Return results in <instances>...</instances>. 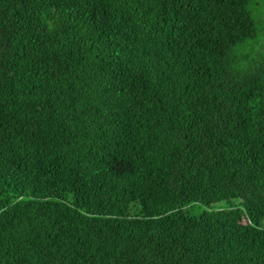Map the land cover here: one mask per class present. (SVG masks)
Returning <instances> with one entry per match:
<instances>
[{
    "label": "trees",
    "instance_id": "1",
    "mask_svg": "<svg viewBox=\"0 0 264 264\" xmlns=\"http://www.w3.org/2000/svg\"><path fill=\"white\" fill-rule=\"evenodd\" d=\"M250 2L0 0V264H264Z\"/></svg>",
    "mask_w": 264,
    "mask_h": 264
},
{
    "label": "rangeland",
    "instance_id": "2",
    "mask_svg": "<svg viewBox=\"0 0 264 264\" xmlns=\"http://www.w3.org/2000/svg\"><path fill=\"white\" fill-rule=\"evenodd\" d=\"M252 1L256 3L254 10L251 11L255 26V36L244 40L240 45L235 47L234 52L236 56L234 64L239 67L247 66L253 60L259 58V54L264 51V0ZM251 2L249 5H251ZM223 203L224 201L220 202V204Z\"/></svg>",
    "mask_w": 264,
    "mask_h": 264
}]
</instances>
